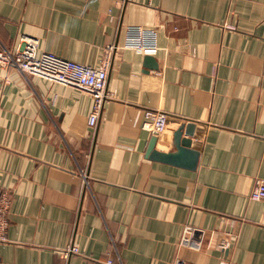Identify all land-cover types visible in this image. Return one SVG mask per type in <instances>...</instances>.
Instances as JSON below:
<instances>
[{
	"label": "crops",
	"instance_id": "0c3cea01",
	"mask_svg": "<svg viewBox=\"0 0 264 264\" xmlns=\"http://www.w3.org/2000/svg\"><path fill=\"white\" fill-rule=\"evenodd\" d=\"M128 26L153 30L156 54L123 48ZM20 36L94 68L115 47L113 97L90 127L87 93L0 67V264H264V202L248 198L264 178V0H0V45ZM178 146L194 170L145 157Z\"/></svg>",
	"mask_w": 264,
	"mask_h": 264
},
{
	"label": "built area",
	"instance_id": "2783aa9c",
	"mask_svg": "<svg viewBox=\"0 0 264 264\" xmlns=\"http://www.w3.org/2000/svg\"><path fill=\"white\" fill-rule=\"evenodd\" d=\"M37 47V40L29 36H20L13 48H6L0 45V67L13 68L24 75L37 76L49 82L87 93L92 98L88 125L93 127L102 111L104 102L113 97L112 92L107 89L106 64L109 52L115 47L107 48L103 63L97 68L65 60L51 53H39ZM123 48L132 49L144 55L156 54L158 48L155 43L154 31L140 26H128L125 31ZM143 120L156 134H161L166 129L167 116L158 110H144ZM83 185L85 188L87 185L85 181H83ZM248 198L264 202V178H255ZM11 202L12 193L10 190H0V243L7 241L8 214ZM188 231L190 230L184 232L181 244H189ZM236 240L237 231L231 228L226 233L220 247L223 250H228L229 247L234 246ZM62 254L66 258L71 254H78V249L70 242L62 250ZM97 264H121V262L119 257H116V260H114L112 256L107 255L102 261L97 262ZM172 264L188 263L177 259ZM220 264H228V261L221 259Z\"/></svg>",
	"mask_w": 264,
	"mask_h": 264
},
{
	"label": "water",
	"instance_id": "95a60500",
	"mask_svg": "<svg viewBox=\"0 0 264 264\" xmlns=\"http://www.w3.org/2000/svg\"><path fill=\"white\" fill-rule=\"evenodd\" d=\"M145 157L153 161L194 170L198 163L199 153L186 146H178L175 152H161L152 147H148Z\"/></svg>",
	"mask_w": 264,
	"mask_h": 264
}]
</instances>
